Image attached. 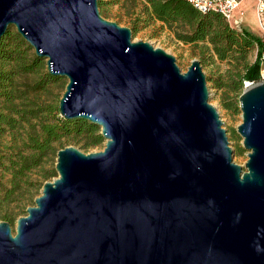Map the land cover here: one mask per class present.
Segmentation results:
<instances>
[{
  "label": "water",
  "instance_id": "obj_1",
  "mask_svg": "<svg viewBox=\"0 0 264 264\" xmlns=\"http://www.w3.org/2000/svg\"><path fill=\"white\" fill-rule=\"evenodd\" d=\"M11 26L68 78L61 116L106 142L58 151L15 231L0 222V264H264V82L239 98L242 166L199 59L182 71L98 0H0Z\"/></svg>",
  "mask_w": 264,
  "mask_h": 264
},
{
  "label": "trees",
  "instance_id": "obj_2",
  "mask_svg": "<svg viewBox=\"0 0 264 264\" xmlns=\"http://www.w3.org/2000/svg\"><path fill=\"white\" fill-rule=\"evenodd\" d=\"M142 1L144 17L135 20L131 29L138 31L141 21L146 22V25L159 21L170 28L188 27L186 32L177 30L176 36L185 44L201 48V64H206L207 59L214 61L215 56L221 61L239 62L241 59L245 61L249 52L259 45L257 34L244 28H236L216 11L200 12L190 0ZM98 2L103 14L107 7L119 3L120 0H98ZM31 49L32 46L16 28L10 27L0 39V97L5 99L10 111L9 113L0 111V135L7 128L13 129L22 125L23 121L32 124V131L23 139L20 151L14 152L9 157L0 153V166H3L9 175L7 182L0 179V204L11 201L14 195L24 187L28 189L30 201L35 200V196L29 190L43 187L48 179L57 175L56 167L46 169L45 165L49 158L61 149L58 145H62L63 139L84 138L86 142L83 147L87 149L106 141L99 126L86 119H65L61 116L57 105L51 108L22 110L18 108L16 99L19 96L15 90L17 75L36 72L44 64L43 58L37 55H34L31 60L28 58L27 52ZM261 69V50L259 49L254 62H245L242 69H237L235 72L228 70L216 78L207 76V80L212 81L213 87L224 90L227 98L224 106L228 110H233L239 103L246 81H259ZM60 79L61 77L46 72L40 86L45 87L48 83L57 82ZM32 119H37V122H32ZM39 168L44 169L45 172L40 179L32 180L30 174ZM25 205L26 208L29 207V203Z\"/></svg>",
  "mask_w": 264,
  "mask_h": 264
},
{
  "label": "rangeland",
  "instance_id": "obj_3",
  "mask_svg": "<svg viewBox=\"0 0 264 264\" xmlns=\"http://www.w3.org/2000/svg\"><path fill=\"white\" fill-rule=\"evenodd\" d=\"M142 8V0H120L119 3L112 4L107 7L103 11L102 15L106 19L117 22L121 26L131 28L135 20L142 19L144 17ZM235 17L243 18L242 27L244 29L254 34L259 33V19L254 7H252V0L245 1L240 9L236 11L233 19ZM11 27L15 28V26ZM177 30L186 32L188 31V27L178 26L170 28L159 21L146 25V22L141 21L139 23L138 31L132 30L133 41H148L155 47L163 48L175 56L177 64L180 66L182 71L185 72L194 59L200 60L201 48L192 44H185L183 41L179 40L176 36ZM27 55L31 60L32 57L36 55L35 49L32 47V49L27 52ZM256 57L257 49L255 47L249 52L248 58L245 61L242 59L239 60V62H230L228 60L221 61L215 56L214 61L207 59L206 64H202V67L206 77L213 76L216 78L220 74H225L228 70L235 72L237 69H242L245 62L252 63L255 61ZM43 63L42 68L38 71L33 73H22L16 77L15 90L16 94L19 96V98L16 99V104H18V108L20 110L25 108H51L56 105L59 106V100L63 96L69 80L67 77H61V79L57 82H50L45 87H41L40 82L46 76V72H48L45 58H43ZM207 85L210 91V102L218 109L221 120L224 122V127L227 129L230 145L235 151L234 161L242 166H245L248 160V150L242 146L243 138L237 132V127L243 120L240 101L237 104V107L233 110H228L224 106V101L227 99L225 97L224 90L213 87L212 81L207 80ZM8 107L9 105H7L5 99L0 97V111L9 113L10 111ZM36 120L37 119H32V122H37ZM30 131H32V124L25 121H23L22 125H19L16 128H7V130L0 135V153L9 157L14 152L20 151L23 146V139L28 137ZM85 142L84 138L63 139L62 145H58V148L62 149L64 146H74L85 153L97 152L104 149L106 141L101 145L93 146L89 149L83 147ZM56 162L57 153L49 158L45 168H54L56 166ZM44 172L45 171L42 168L36 169L30 174V177L32 180L40 179ZM57 176L58 173L56 176L48 179V181L53 180ZM8 178L9 175L6 173V169H4L3 166H0V179L7 182ZM42 188L43 187L39 189L32 188L29 192L37 198L41 195ZM26 203H29L28 206H33L35 205V200L33 202L30 201L28 189L24 187L14 195L11 201L0 204V222H10L15 231L17 219L21 216L27 215L28 207H25Z\"/></svg>",
  "mask_w": 264,
  "mask_h": 264
},
{
  "label": "built area",
  "instance_id": "obj_4",
  "mask_svg": "<svg viewBox=\"0 0 264 264\" xmlns=\"http://www.w3.org/2000/svg\"><path fill=\"white\" fill-rule=\"evenodd\" d=\"M245 0H190V2L199 9L202 13L209 11H216L220 13L226 21L231 23L238 29H242L243 18L234 17V11L244 2ZM255 12L259 19L260 31L257 34L259 37V45L256 46L257 52L261 50V61L262 69L260 73V79L257 82L246 81L245 87H249L256 83L264 82V0H255ZM234 20V21H233Z\"/></svg>",
  "mask_w": 264,
  "mask_h": 264
},
{
  "label": "crops",
  "instance_id": "obj_5",
  "mask_svg": "<svg viewBox=\"0 0 264 264\" xmlns=\"http://www.w3.org/2000/svg\"><path fill=\"white\" fill-rule=\"evenodd\" d=\"M245 1H247V0H245ZM244 1V2H245ZM243 2V3H244ZM243 3L234 11V15H235V13H236V11L238 10V9H240V7L243 5ZM255 6V0H252V7H254ZM254 10H255V8H254Z\"/></svg>",
  "mask_w": 264,
  "mask_h": 264
}]
</instances>
